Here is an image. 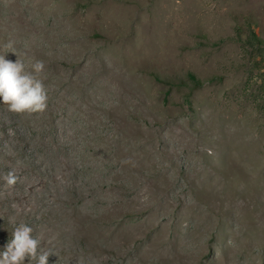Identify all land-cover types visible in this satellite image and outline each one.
<instances>
[{"label":"rangeland","instance_id":"rangeland-1","mask_svg":"<svg viewBox=\"0 0 264 264\" xmlns=\"http://www.w3.org/2000/svg\"><path fill=\"white\" fill-rule=\"evenodd\" d=\"M8 42L16 54L6 59L19 56L29 71L43 61L49 99L33 114L0 101L13 134L0 128V162L23 161L24 132L48 144L58 176L67 153L78 165L82 153L101 163L120 120L125 158L140 162L150 146L155 156L143 166L149 180L123 181V203L141 208L123 223L140 229L139 264H264V0H0V55ZM58 102L67 111L54 116ZM85 106L98 117H85ZM72 140L80 145H63ZM20 223L0 219V253Z\"/></svg>","mask_w":264,"mask_h":264},{"label":"bare ground","instance_id":"bare-ground-1","mask_svg":"<svg viewBox=\"0 0 264 264\" xmlns=\"http://www.w3.org/2000/svg\"><path fill=\"white\" fill-rule=\"evenodd\" d=\"M77 87V85L72 84L69 86V89L73 90ZM60 91L61 90H59V93ZM53 99L56 98L53 97ZM62 100L64 101V99ZM54 102H56V100ZM55 107L57 111H53L55 112L53 114L54 116H57L59 111V114L67 111L64 109V105L59 102ZM81 110L85 117L89 115L91 117H98L97 111L95 109L91 111L88 106H85ZM129 122L131 123V121ZM117 123L118 125L115 131H113L110 137H107L106 144L102 148L104 150L102 152L104 158L101 163H97L95 160L94 162L91 160V162L89 160V155L82 153L81 157H84V159L81 164L78 165L74 155L71 154L72 152L67 153L66 151L67 154L64 157L65 159L63 158L65 161L64 164H62L64 170H61L62 172H60L62 175L58 176L59 174L56 175L52 172L54 163L50 164L49 160L46 158V156L49 157L50 148L47 146L48 144L41 146L40 143L42 138L40 142L35 141V138L33 140L31 139V141L24 132L23 134L20 133L18 138L19 142L23 144L22 147L25 155L23 161L18 162L12 160L9 164H5L4 161L0 162L4 170L3 173H0V219L6 218L7 222L22 219L26 221V224H29L32 221L34 223V221H36L34 218L40 215L38 220L43 218L42 225L38 226L33 223L29 225L33 228V238L38 236L41 240L40 248L53 252V254H50L48 257L50 261L49 264H115L116 262H120V264H139V261H147L138 254L135 255L136 257L133 256L134 249L141 241L138 242L140 229L136 233L129 227L123 228L124 218L130 216L138 217L141 208H137L136 205L138 204H136V202L132 204L123 203L125 201H122V194L125 188L123 184L124 180L132 181L138 185L143 181V178L148 179V177H151L150 167L145 169L143 166H145V163L149 165L152 164V162L155 161V156L152 155L153 152L150 146L147 149L145 157L141 158L140 162H136L131 158L128 161L127 158H125V153L129 152L128 150L131 148L124 147L123 138L125 132L121 129L120 120H118ZM8 125V121L3 116H0V128L3 130V137L7 139L13 137L12 133L6 131ZM96 126L97 124L94 127ZM62 127L63 125L61 126L63 130ZM53 129L50 131H53ZM62 130L58 129L57 131L55 130V132L58 134V132H62ZM40 132L37 134L39 135ZM75 132H77V130ZM129 133H131V131L127 129L126 134ZM150 133L147 131L146 135H150ZM87 137L89 138V136ZM36 138L40 139L39 136ZM54 138L57 139V137ZM129 141L135 143L131 139H129ZM77 142L72 140V142L69 141L63 145L77 148V146L80 145H77ZM0 145H2V141H0ZM140 146H138V148ZM58 151L60 150L58 149ZM160 151L166 150L161 146ZM54 152L56 153V151ZM8 153L9 151L7 150V155ZM24 161L30 162V166H27L29 170L26 166H23ZM162 161L163 160H161V162ZM55 163L57 164V162ZM56 166L58 167L60 164ZM10 170H15L20 178L14 188L7 187L3 179L4 175ZM125 186L129 188L128 185L125 184ZM43 212H46L47 216H45ZM111 223L115 224H112V226L110 225ZM153 226L154 225H151L150 228ZM106 228L111 229L110 234H103L102 231ZM78 245L80 246L79 248ZM127 253H132L131 259L123 262L122 260Z\"/></svg>","mask_w":264,"mask_h":264},{"label":"clouds","instance_id":"clouds-1","mask_svg":"<svg viewBox=\"0 0 264 264\" xmlns=\"http://www.w3.org/2000/svg\"><path fill=\"white\" fill-rule=\"evenodd\" d=\"M5 52L0 55V101L6 110L14 114H33L43 112L48 105V93L39 75L44 71L43 61H35L31 71L27 70L19 56L13 62L5 58V53L16 50L11 42L4 45ZM6 186L14 188L20 178L15 170L8 171L3 177ZM33 228L25 223L14 227L12 239L6 250L0 253V264H48L50 250L40 248L41 240L32 236Z\"/></svg>","mask_w":264,"mask_h":264},{"label":"trees","instance_id":"trees-1","mask_svg":"<svg viewBox=\"0 0 264 264\" xmlns=\"http://www.w3.org/2000/svg\"><path fill=\"white\" fill-rule=\"evenodd\" d=\"M247 41L249 44H251V46H255L254 44L259 45L260 43L254 33H250V36L248 37ZM187 77L194 83V87L199 86L201 84L200 81L197 80L193 74L188 73Z\"/></svg>","mask_w":264,"mask_h":264}]
</instances>
